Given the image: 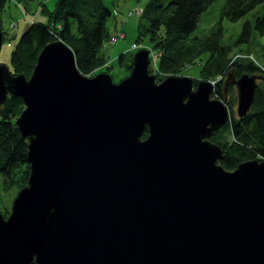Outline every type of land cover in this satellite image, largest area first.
<instances>
[{"label":"water","instance_id":"water-1","mask_svg":"<svg viewBox=\"0 0 264 264\" xmlns=\"http://www.w3.org/2000/svg\"><path fill=\"white\" fill-rule=\"evenodd\" d=\"M150 63L140 50L118 83L88 78L56 41L29 78L0 65V106L24 103L30 170L0 214V264H264V161L219 165L226 104L208 82L157 83ZM257 79L233 81L238 118Z\"/></svg>","mask_w":264,"mask_h":264},{"label":"trees","instance_id":"trees-1","mask_svg":"<svg viewBox=\"0 0 264 264\" xmlns=\"http://www.w3.org/2000/svg\"><path fill=\"white\" fill-rule=\"evenodd\" d=\"M8 1L0 0V13ZM215 1L148 0L138 16L137 43L144 39L150 42L155 68L150 66L149 70L157 83L166 77L178 76L202 53L209 54L201 61L199 75L205 81L217 80L211 99L224 102L231 115L229 122L215 132L210 141L222 150L218 164L227 171H234L242 162L264 161V70L249 60L230 59L234 47L239 52H248L241 45L250 44L253 33L264 37V0H224L220 17L229 22H237L255 11L251 21L247 19L242 23L240 34L232 45H222L221 23L214 25L204 37H192L201 16ZM40 11L46 21L31 22L11 52L8 69L12 75L29 78L41 50L56 41L71 49L82 75H89L102 65H106L105 73L110 70L101 49L117 35L109 34L107 22L111 10L102 0H56L51 11L45 9L43 3ZM0 31L5 40L1 25ZM262 51L264 57V47ZM132 60L131 53L118 56V64L127 69V74L131 71ZM258 73L262 74L263 83L256 88L250 111L242 118H234L233 101H229L236 88L233 81L242 75L257 76ZM23 109L22 99L14 95H9L0 106V177L4 184L16 185L19 190L27 184L30 174L28 141L15 124ZM146 136L147 130L141 139ZM8 215L9 211L3 217Z\"/></svg>","mask_w":264,"mask_h":264},{"label":"rangeland","instance_id":"rangeland-1","mask_svg":"<svg viewBox=\"0 0 264 264\" xmlns=\"http://www.w3.org/2000/svg\"><path fill=\"white\" fill-rule=\"evenodd\" d=\"M103 3L111 10V17L107 22V27L110 36H116L118 33H123L122 39H119L115 44L112 38H110V43L106 42L101 49V54L105 56L108 66H111L110 70H107L109 76L114 83H118L120 80L125 79L129 76L127 74V69L121 67L118 64V56L122 53L125 54H135L140 50H145L149 52V58L151 62L152 69L155 68V62L153 61L152 48L148 39L137 43V23L138 16L141 14L142 8L145 6L148 0H102ZM56 0H9L4 7V11L0 13V25L1 29L4 31L5 40H3L0 49V65H5L10 67V55L15 47L18 39L31 22H45L46 16L40 11V4L45 5V9L51 11L54 8ZM224 0H216L209 9L201 16L197 28L192 34V37L201 38L206 35L210 29L217 23H221L223 29V36L221 39L222 45H232L238 38L241 30L242 23L247 19L250 21L254 18V12H251L244 18L237 22H229L226 19L220 17V10ZM260 8V7H259ZM258 9V8H257ZM112 45V46H111ZM243 50H248V52H239L237 48L234 47L233 53L230 59H242L249 60L264 70V57L262 48L264 47V37L258 36L253 33L252 40L250 44L244 43L241 45ZM208 53H202L199 59L188 67L183 68L182 72L176 77H183L191 79L194 87L197 83L208 82L212 84L214 90L217 80L205 81L200 77L201 61H204L208 57ZM152 59V61H151ZM106 71V65L96 67L93 71L86 75L88 78H93L98 74H104ZM153 73V72H152ZM149 74L151 71L149 70ZM256 75L262 74L258 73ZM263 83V81L261 82ZM229 101L232 103V113L234 118H237V90L234 89L232 97H229ZM27 185V184H26ZM25 185V186H26ZM24 186V187H25ZM22 187V188H24ZM20 192L18 186L4 184L2 178L0 177V214L3 216L11 211L12 204Z\"/></svg>","mask_w":264,"mask_h":264},{"label":"built area","instance_id":"built-area-1","mask_svg":"<svg viewBox=\"0 0 264 264\" xmlns=\"http://www.w3.org/2000/svg\"><path fill=\"white\" fill-rule=\"evenodd\" d=\"M123 36H125L123 33H119V34H117L116 37H112L111 41L113 40V42L115 44L119 39H122Z\"/></svg>","mask_w":264,"mask_h":264},{"label":"flooded vegetation","instance_id":"flooded-vegetation-1","mask_svg":"<svg viewBox=\"0 0 264 264\" xmlns=\"http://www.w3.org/2000/svg\"><path fill=\"white\" fill-rule=\"evenodd\" d=\"M258 79H257V84H260L263 81V78L259 75H257Z\"/></svg>","mask_w":264,"mask_h":264}]
</instances>
